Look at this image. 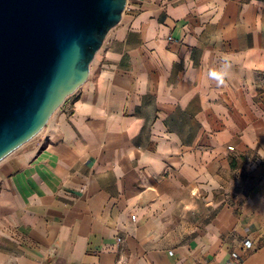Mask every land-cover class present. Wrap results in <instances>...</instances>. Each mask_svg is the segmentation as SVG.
Instances as JSON below:
<instances>
[{
	"label": "crops",
	"instance_id": "0c3cea01",
	"mask_svg": "<svg viewBox=\"0 0 264 264\" xmlns=\"http://www.w3.org/2000/svg\"><path fill=\"white\" fill-rule=\"evenodd\" d=\"M102 48L0 162V264H264V0H128Z\"/></svg>",
	"mask_w": 264,
	"mask_h": 264
},
{
	"label": "water",
	"instance_id": "95a60500",
	"mask_svg": "<svg viewBox=\"0 0 264 264\" xmlns=\"http://www.w3.org/2000/svg\"><path fill=\"white\" fill-rule=\"evenodd\" d=\"M128 0H0V162L90 77Z\"/></svg>",
	"mask_w": 264,
	"mask_h": 264
},
{
	"label": "rangeland",
	"instance_id": "374dc122",
	"mask_svg": "<svg viewBox=\"0 0 264 264\" xmlns=\"http://www.w3.org/2000/svg\"><path fill=\"white\" fill-rule=\"evenodd\" d=\"M127 9V8H126ZM103 51V48L98 52V54L96 55L92 65H91V69H90V77L92 76L93 72H94V67L96 66L97 64V61L98 59L100 58L101 56V53ZM89 81V80H88ZM87 81V82H88ZM86 82V83H87ZM82 89V88H80ZM79 89V90H80ZM79 90L73 94L72 96H69L65 103L62 105L61 108H59L54 114L53 116L51 117V119L49 120L48 124L45 126V128L37 135L35 136L32 140H30L29 142H27L26 144H24L21 148H19L15 153H20V152H27V151H31V150H34L35 148H39V147H44L45 146V143H46V140H47V131L50 127V125H52L57 119L59 116L62 115V113L64 112V109L65 107L69 104V103H72L78 93H79Z\"/></svg>",
	"mask_w": 264,
	"mask_h": 264
},
{
	"label": "clouds",
	"instance_id": "9594fccd",
	"mask_svg": "<svg viewBox=\"0 0 264 264\" xmlns=\"http://www.w3.org/2000/svg\"><path fill=\"white\" fill-rule=\"evenodd\" d=\"M228 68L229 66L225 64L222 68L218 71H210L208 76L211 80L216 81L217 86H222L225 84V78L228 76Z\"/></svg>",
	"mask_w": 264,
	"mask_h": 264
},
{
	"label": "built area",
	"instance_id": "2783aa9c",
	"mask_svg": "<svg viewBox=\"0 0 264 264\" xmlns=\"http://www.w3.org/2000/svg\"><path fill=\"white\" fill-rule=\"evenodd\" d=\"M230 150H233V148L231 147ZM119 241H122L121 239ZM248 246H250V243H247Z\"/></svg>",
	"mask_w": 264,
	"mask_h": 264
}]
</instances>
